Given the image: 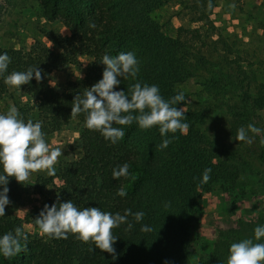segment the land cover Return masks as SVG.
<instances>
[{
    "label": "trees",
    "instance_id": "16d2710c",
    "mask_svg": "<svg viewBox=\"0 0 264 264\" xmlns=\"http://www.w3.org/2000/svg\"><path fill=\"white\" fill-rule=\"evenodd\" d=\"M165 1L39 0L42 16L48 21H61L69 34L44 31L55 50H46L39 43L27 50L0 48V54L7 52L11 57L5 76L29 67L42 69L40 82L34 74L29 84L17 88L35 101L18 110L25 121H42L46 138L72 119L75 97L102 79L106 67L100 62L102 57L132 51L140 62L137 80L158 85L166 100L178 92L187 98L181 86L189 77L200 78L204 91L228 116V141L212 140L201 129L212 110L210 104L191 107L187 99L176 106L187 108L188 131L168 133L169 138H175L164 149L157 147L164 139L158 126L142 130L136 122L131 126L114 125L123 128L126 135L113 144L99 131L86 127L85 113L78 114L75 119L80 123L79 155L59 167L55 175L37 177L34 190L46 195L51 189L52 195L46 198L49 206L59 197L60 202L72 200L81 209L100 207L113 214H124L126 209L133 213L143 211L142 221L129 216L128 221L133 225L130 230L127 223L113 229L118 237L114 245L116 258L99 249L90 252L89 248H95L92 242L84 243L69 233L67 239L31 236L28 251L12 259L0 254V264H189L199 192H210L216 184H221L225 192L234 190L251 167L245 152L232 143L240 142L236 139L240 127L247 129L252 123L262 130L254 137V148L249 151L264 166L262 72L258 67L253 68L252 62L244 63L233 44L210 22L209 16L218 0H182L192 21L208 25L204 32L182 26L167 32L152 15ZM3 8L0 2V16ZM77 55L89 59L83 79L67 82L62 90L53 88L49 84L52 69L75 61ZM135 82L121 78L116 90L127 92ZM9 88L0 77V97ZM248 135L253 136L251 132ZM124 163L130 166L129 176L114 179L113 169ZM206 168L212 169L211 179L201 184ZM8 187L11 203L6 206L5 216H0V236L17 227L12 205L23 194L21 183L14 177L9 178ZM120 187L125 188L126 196L116 194ZM245 194L242 190L235 198ZM144 225L151 231H141ZM215 233L213 251L198 264H222L230 245L246 238L240 223L230 216L216 226Z\"/></svg>",
    "mask_w": 264,
    "mask_h": 264
},
{
    "label": "clouds",
    "instance_id": "9594fccd",
    "mask_svg": "<svg viewBox=\"0 0 264 264\" xmlns=\"http://www.w3.org/2000/svg\"><path fill=\"white\" fill-rule=\"evenodd\" d=\"M100 62L106 66L102 79L86 88L83 95L78 94L75 97L72 101V118L85 113L86 127L99 131L113 144L126 135L123 128L114 125L131 126L133 122L142 130L158 126L161 137H164L162 143L157 146L160 149L167 148L173 142L175 137L169 138L168 133H187V108L176 106L182 101L186 102L185 94L178 92L166 100L158 85H149L137 80L140 62L134 52H120L114 57L105 54ZM10 63L11 57L7 52L0 54V77H3L5 85L21 88L32 81L34 74L37 82L42 80V69L38 67H29L26 71H12L5 76ZM121 78H131L137 82L128 87L127 92L118 91L116 88L121 84ZM42 124V121L33 122L31 119L25 121L15 105L10 106L6 113H0V165L3 168L0 173V185L3 186L0 190V216H5L6 206L11 203L8 195L9 178L14 177L17 182L28 185L31 183L27 181L35 172L46 171L50 176L55 175V165L62 151L59 147L50 148ZM261 131L250 123L247 129H238L236 139L251 144ZM249 132L253 136L250 137ZM261 143H264V139ZM129 167L128 163H124L114 168L113 178L119 180L121 177H128ZM211 172V168L204 170L201 184L209 182ZM116 194L124 197L127 192L124 187H120ZM144 215L143 211L133 213L131 209H126L124 214L102 211L100 207L81 209L72 200L60 202L58 197L57 202L51 206L44 205L39 216L35 218V223L41 235L67 239L71 233L84 243L92 242L95 248H89L90 252L99 249L116 258L114 245L118 237L113 234V229L127 223L130 230L133 225L128 221V217L133 216L140 222ZM141 231L151 229L144 225ZM261 238H264V226H257L254 229V239L244 238L233 242L230 245L227 264H264V242H254L260 241ZM28 240V232L22 226H17L14 231L0 236V254L6 259H12L22 251H28Z\"/></svg>",
    "mask_w": 264,
    "mask_h": 264
},
{
    "label": "rangeland",
    "instance_id": "374dc122",
    "mask_svg": "<svg viewBox=\"0 0 264 264\" xmlns=\"http://www.w3.org/2000/svg\"><path fill=\"white\" fill-rule=\"evenodd\" d=\"M0 2L4 7L0 16V48L27 50L39 43L46 50H55L44 36V31L53 30L61 35L69 34V30L61 21H48L42 16L39 0ZM152 15L167 32H174L178 26L187 29L199 28L204 32L208 26L192 21L191 13L182 0H166ZM209 19L216 26V31L241 54L244 63L252 62L253 68L258 67L264 76V0H218ZM88 61L87 57L77 55L75 61L56 65L49 75V84L57 90H62L69 81H81ZM181 88L186 92L187 102L191 107L210 104L209 108L212 110L201 125L207 137L228 141V116L224 110L216 107L214 98L204 91L200 78H187ZM34 103L25 92L10 87L0 97V113H6L12 105L19 109ZM260 113L264 122V110ZM79 130L80 123L72 118L61 129L45 138L50 148L59 147L62 151L55 165V173L59 167L79 155ZM232 143L245 152L251 167L234 190L225 192L221 184H216L210 192H199V211L192 228L193 255L189 264H198L199 260L206 258L213 251L216 226L226 216L240 223L246 238L254 239L255 227L264 226V166L250 152L254 148L253 143ZM47 175L46 171L35 172L27 181L31 184L21 183L22 197L12 205L13 213L18 219L17 226H22L29 237L45 236L40 234L35 218L44 208L47 196L52 195L51 189L46 195H41L33 187L37 177ZM242 190H245L246 194L239 199L235 198ZM254 242H264V238ZM228 255L229 252L222 264H227Z\"/></svg>",
    "mask_w": 264,
    "mask_h": 264
}]
</instances>
